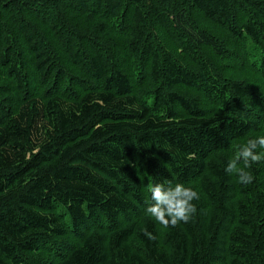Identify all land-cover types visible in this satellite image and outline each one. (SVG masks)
Returning a JSON list of instances; mask_svg holds the SVG:
<instances>
[{
	"label": "trees",
	"instance_id": "1",
	"mask_svg": "<svg viewBox=\"0 0 264 264\" xmlns=\"http://www.w3.org/2000/svg\"><path fill=\"white\" fill-rule=\"evenodd\" d=\"M234 47L264 78V0H0V264H264V161L225 172L264 136ZM165 180L188 223L146 214Z\"/></svg>",
	"mask_w": 264,
	"mask_h": 264
},
{
	"label": "clouds",
	"instance_id": "2",
	"mask_svg": "<svg viewBox=\"0 0 264 264\" xmlns=\"http://www.w3.org/2000/svg\"><path fill=\"white\" fill-rule=\"evenodd\" d=\"M194 156V153L188 154L187 158L192 159ZM261 161H264V136L249 139L241 145L235 156L229 160L225 172L237 176L241 184H250L254 177L246 170ZM148 191L152 203L146 208V214L164 228L175 227L180 222L188 223L197 211L192 202L199 199V194L183 183L173 184L165 180L161 183L149 184ZM143 234L148 240L156 238L147 230H144Z\"/></svg>",
	"mask_w": 264,
	"mask_h": 264
},
{
	"label": "rangeland",
	"instance_id": "3",
	"mask_svg": "<svg viewBox=\"0 0 264 264\" xmlns=\"http://www.w3.org/2000/svg\"><path fill=\"white\" fill-rule=\"evenodd\" d=\"M204 26H207L209 27V29L216 32L218 30L217 27H213L207 24H204ZM221 37L228 41L229 44H232V39L228 37L226 38L225 31H221ZM165 41L166 40H164V43ZM171 49L173 52H175L173 48ZM229 49H227L228 52L225 54V58H227L228 60L218 59L219 65L225 70L227 76H230L231 79L236 78L246 84L258 88V90H260V94L264 95V78H262V76L257 73L255 65L250 62L252 56L250 57L248 53L246 55V51L243 52L242 48L239 49V47ZM201 100H203V106L207 108V106H209V102H207L205 98ZM259 136L260 135L258 134L254 135V139ZM246 142L247 141H245L243 144H245Z\"/></svg>",
	"mask_w": 264,
	"mask_h": 264
}]
</instances>
